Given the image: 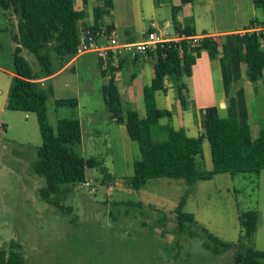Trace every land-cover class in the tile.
Instances as JSON below:
<instances>
[{
	"label": "rangeland",
	"instance_id": "rangeland-1",
	"mask_svg": "<svg viewBox=\"0 0 264 264\" xmlns=\"http://www.w3.org/2000/svg\"><path fill=\"white\" fill-rule=\"evenodd\" d=\"M74 1L80 3V0ZM228 1L222 9L218 1L213 3L216 24L223 23L218 10L228 12L229 5L230 9L234 8L233 1ZM111 2L106 15L115 26L118 41H122L124 31L137 39L143 38L150 31L151 22L156 24L157 35L169 36L175 32L171 22L178 20L172 11L175 0ZM96 3L97 0H87L85 8L90 22ZM198 12L195 9L196 16L201 17L198 25L211 26L210 16ZM21 55L34 77L46 75L31 52L23 49ZM49 55L51 75L42 82L47 121L55 129L58 119L78 118L83 143L73 148L84 159L94 157L101 165L86 167L82 182L59 188L56 195L60 207L41 199L39 189L44 187L45 179L32 170L42 142L36 115L4 108L6 96L1 92L0 248H6L11 241L18 243L24 264H234V256L240 251L238 214L251 209L259 215L251 244L264 251V172L257 175L218 173L207 180H196L192 185L184 179L156 178L148 180L137 191L126 188L121 178L132 175L129 172L132 160L124 150L122 169V158L115 161L110 150V136L115 132L108 123L104 89L110 78L103 69L102 73L97 54L86 51L69 63L71 57L59 59L52 51ZM7 63L0 59L1 65ZM123 73L127 77L131 74L128 69ZM5 76L0 71V82ZM136 77L130 85L135 100L125 99L118 83L122 115L128 110H143L142 86L149 78L138 73ZM72 98L77 100L76 107L55 105L56 100ZM162 100L161 94L157 100L160 106L164 105ZM114 151L120 157V150ZM133 153L135 159L137 149ZM195 159L198 171L211 170L206 139ZM106 173L115 178H107ZM84 181L90 186H84ZM65 188L69 192H63ZM186 193L182 210L191 213L197 224L209 233L230 243L229 249L213 254L202 246L200 237L179 231L174 209ZM192 231L199 233L195 225Z\"/></svg>",
	"mask_w": 264,
	"mask_h": 264
},
{
	"label": "trees",
	"instance_id": "trees-1",
	"mask_svg": "<svg viewBox=\"0 0 264 264\" xmlns=\"http://www.w3.org/2000/svg\"><path fill=\"white\" fill-rule=\"evenodd\" d=\"M85 4L87 0H82ZM181 4L192 0H180ZM255 7L264 11V0H253ZM111 0H102L93 8L94 25L90 32L99 30L98 20L108 14ZM0 8L16 18L14 37L18 46L12 52L14 76L8 90L6 109L11 111L33 112L41 134V145L37 148V159L32 164L33 172L45 179L44 187L39 189L41 199L60 207L57 191L60 187L83 181L86 167H97L101 164L94 157L84 159L75 152L74 146L82 139L80 122L76 117L58 119L53 129L47 121L46 91L32 75L29 64L21 48L31 52L38 63L51 74L50 52L59 59L73 57L82 43L78 31V22L84 18V9H76L73 0H0ZM178 7H172L176 12ZM181 32L185 39L169 40L157 44L154 52L151 84L143 89L144 116L135 110H128L124 115L118 90L112 79L105 84V95L112 118L124 123L132 142L136 144L137 156L133 161L131 176L121 178L122 184L129 189L138 190L150 179L174 178L184 179L188 185L196 180H207L214 174H259L264 169V129L253 137L247 123H240L235 118H221L215 106L199 110L202 133L196 138L186 137L181 129L170 125H159L161 118H169L171 112L160 109L155 102L154 93L163 90L165 77L177 79L189 76L191 66L205 50L212 59L218 53V40L203 36L193 41L194 30L187 27ZM238 53L246 65V76L252 83H257L263 75L264 53L260 47L261 34L246 31L233 34ZM150 53V51H149ZM99 67L102 69V62ZM108 66L112 72L120 68ZM102 71V70H101ZM105 73L106 70H103ZM102 71V73H104ZM103 75V74H102ZM180 95V89H179ZM183 102V99H180ZM56 106L76 107L77 100L59 99ZM208 141L212 169L198 171L195 157L200 153L202 139ZM107 178H115L112 174ZM65 188L63 192H69ZM188 193V191H187ZM184 194L176 208L175 223L179 231L190 237L202 239V246L213 254H219L231 247L199 226L191 213L182 210L188 194ZM258 212L246 210L238 214L241 235L238 239L240 251L234 256V264H264V251L257 250L251 244L257 229ZM196 226L198 232H193ZM0 264H24L20 245L11 241L8 246L0 248Z\"/></svg>",
	"mask_w": 264,
	"mask_h": 264
},
{
	"label": "crops",
	"instance_id": "crops-1",
	"mask_svg": "<svg viewBox=\"0 0 264 264\" xmlns=\"http://www.w3.org/2000/svg\"><path fill=\"white\" fill-rule=\"evenodd\" d=\"M97 1L98 3H96L93 8L102 2V0ZM217 1L220 3V9H222L224 3L227 2V0H196L198 5L196 4L195 6V0L184 5L181 4L180 0H175L173 7L179 8L175 12L178 20L171 21L175 26V32L173 35H169V38H174L177 33H182L181 30L190 27L194 30V38L197 39L203 36L213 37L218 40L219 48L217 55L212 59L205 50H202L199 57L196 58L191 66V73L189 76H182L179 79L173 76L165 77L163 90L155 91L154 96L157 107L169 110L171 116L169 118H161L159 120V125H170L174 129H181L186 137L196 138L202 133L199 110L205 107L215 106L219 117H231L235 118L240 123H247L251 135L255 137L260 130L264 129V69L262 78L257 83H252L248 80L246 76V65L240 58L233 34H241L246 31L258 33V29L264 28V11L261 8L255 7L253 0H229L228 2L233 1L234 8L230 9L229 5L228 12H221V10H218L217 13L220 18L221 15L223 16L221 18L223 23L220 21L219 24H216L212 11L216 12L213 3ZM86 4L87 2L84 4L82 0H80V3H75L74 1V7L76 9H84L85 11L84 18L78 22V31L82 38L87 32H90L89 28L94 25L93 8L92 22H90L91 20H88L89 15L85 8L87 6ZM246 6H248L247 9L245 8ZM195 9H198V13L200 14L210 16L212 20L211 26L205 28L198 25L199 21H201V17L196 16ZM257 9L261 10V13L257 12ZM15 23L16 18L14 15H10L2 9L0 10V59L9 61V64L7 63L4 66L0 64V71L6 75L5 79L0 82V93L4 92V96H6L3 101L4 108H6L11 79L15 74L12 60V52L15 47L18 46L14 40L16 34ZM98 26L99 29L115 30L113 22L107 18L106 14L102 15L100 20H98ZM144 38L145 36L137 39L128 31H124L121 39L122 41L119 42L134 43ZM260 47L264 53V38L262 40L260 39ZM23 49L24 48H21V51ZM82 53L84 52L77 53L75 56L71 57L67 63L74 61ZM120 59L122 60L120 68L109 72L108 69L110 67H107L106 75L112 79L117 90L118 83L120 84L125 99L130 98L132 100H135L136 95L133 91V87H130V85L134 84V80L137 78L136 74L147 75L149 81L142 86L143 99V89L151 84L153 77V63L156 61L155 52L150 51V53L147 52L134 59L128 56H123ZM124 69H128L131 72L128 77L127 73H123ZM50 75L35 77L33 80L38 82L41 87H44L42 82ZM161 94L164 104L162 106H160L157 101ZM176 98L179 100V105L176 104ZM180 99H183V102H181ZM144 112L143 99V110L138 113L143 117ZM108 123L115 132V134L110 136L112 141V146L110 147L111 153L113 151L115 161L116 159L122 158L120 162L123 169L124 150H127L132 160L130 163L131 169L129 170L130 174H132L134 161L133 152L136 148L131 143L124 123H119L115 118H112L109 108ZM204 140L205 138L202 139L201 146ZM80 143L82 144L83 142ZM115 148L120 150V157L116 155L117 152L114 151ZM196 164L197 162L195 159V166ZM262 172H264V169H262L259 174ZM120 174L122 173L118 172V175ZM125 174L128 176L127 173Z\"/></svg>",
	"mask_w": 264,
	"mask_h": 264
},
{
	"label": "built area",
	"instance_id": "built-area-1",
	"mask_svg": "<svg viewBox=\"0 0 264 264\" xmlns=\"http://www.w3.org/2000/svg\"><path fill=\"white\" fill-rule=\"evenodd\" d=\"M156 24L151 22V30L146 34L145 38L141 41L134 43H120L116 38L114 29L100 28L94 34L87 32L82 38V43L77 50V53L94 51L98 59L102 62V68L106 69L109 65L118 68L119 60L123 56H128L131 59L137 58L149 51H154L157 44H162L169 40L179 41L185 39V35L177 33L174 38L169 36L157 35L154 31ZM261 34V40L264 38V28L257 30ZM196 41V38H193ZM84 186L89 187L90 184L86 181L83 182ZM93 191L94 188H91Z\"/></svg>",
	"mask_w": 264,
	"mask_h": 264
}]
</instances>
